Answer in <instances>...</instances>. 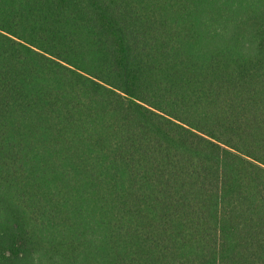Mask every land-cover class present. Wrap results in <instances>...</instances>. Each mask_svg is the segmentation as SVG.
Segmentation results:
<instances>
[{
    "label": "trees",
    "instance_id": "16d2710c",
    "mask_svg": "<svg viewBox=\"0 0 264 264\" xmlns=\"http://www.w3.org/2000/svg\"><path fill=\"white\" fill-rule=\"evenodd\" d=\"M0 264H264V0H0Z\"/></svg>",
    "mask_w": 264,
    "mask_h": 264
}]
</instances>
